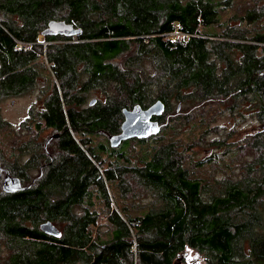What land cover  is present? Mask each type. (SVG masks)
<instances>
[{
    "label": "trees",
    "instance_id": "16d2710c",
    "mask_svg": "<svg viewBox=\"0 0 264 264\" xmlns=\"http://www.w3.org/2000/svg\"><path fill=\"white\" fill-rule=\"evenodd\" d=\"M237 2L246 3L245 11L222 20L221 12ZM263 17L264 0H0V101L26 92L48 71L53 81L43 90L41 111L31 115L60 133L52 155L34 132L35 139L15 146L9 169L24 188L0 195V248L10 250L0 264H174L188 247L206 264H264ZM236 18L261 23L253 35L246 28L237 33L230 26ZM53 19L79 27L78 41L43 36ZM219 22L230 27L224 36L210 32ZM146 60L154 73L144 68ZM93 89L105 98L90 105ZM156 99L166 103L167 115L173 102L194 109L208 104H226L239 113L250 109L259 128L246 138L254 153L243 177L224 181L208 198L209 186L177 162L173 143L156 146L162 158L140 159L143 166L108 152L104 143L93 144L98 135L120 132L124 108L147 107ZM134 140L143 152L150 150L149 140ZM105 154L124 159H110L104 171ZM130 172L159 208L134 217L112 210L116 227L98 240L96 211L79 214L75 207L91 204L95 189L109 207L110 184L117 182L125 192ZM45 221L62 225L61 235L43 232Z\"/></svg>",
    "mask_w": 264,
    "mask_h": 264
},
{
    "label": "rangeland",
    "instance_id": "374dc122",
    "mask_svg": "<svg viewBox=\"0 0 264 264\" xmlns=\"http://www.w3.org/2000/svg\"><path fill=\"white\" fill-rule=\"evenodd\" d=\"M238 3L232 9L221 12L222 20L245 11L246 3L244 5L240 4V6H238ZM261 19H264V17ZM222 23L216 24L215 27L210 29V32H216L224 36L230 27L227 29L225 25H221ZM260 23L249 24L236 18L231 19L230 26L233 28V32L238 33L240 30L246 28L253 35L256 32L255 28H259L258 25ZM256 24L258 25L256 26ZM262 30H264V26ZM203 31L205 33L208 30L204 28ZM174 33L175 35H179V31ZM183 37L186 38L185 35ZM73 41L77 42L78 36L74 37ZM40 42L44 46L48 45V42L43 38L40 39ZM30 45L26 44L27 48H31L32 45ZM43 60L45 61V56ZM143 65L148 73L152 74L155 72L151 60H146ZM48 67H50V64ZM48 70L51 71L50 69ZM45 74H48V76L45 78L39 77L38 83L21 95L1 98L0 116L6 122V125L0 126V195L5 192L2 187L6 173L5 168H10L9 166L16 160V155L18 154V151H15V146L28 140L30 137L35 139L37 134H32V132L40 134L39 140L44 145L48 142L49 136L57 132L52 128L44 127L43 121L30 120L32 116L31 111L32 114H35L39 109L41 100H45L46 95L43 90L51 86V81H53L51 73L46 71ZM155 94L157 95V93ZM93 98L98 99V102L99 100H104L103 91L97 89L90 90L86 103L88 104ZM177 106H179L178 103L173 102L171 104V112L168 115L164 114L162 122L158 119L161 130L159 133L154 134L156 136L154 140L150 139L152 135L145 138L149 140L148 143L151 145L147 148H150L149 151L144 150L143 152L142 145L136 143V140H134L137 138L130 139L125 143L123 142L119 147H112L109 135H98L95 137L93 144L100 145L104 143L108 147V152L114 151L115 155H118V152L123 153L124 155L122 156L130 157L129 164L132 161L136 166H143L144 163L140 159L147 160L150 155L152 157L154 154H156L155 157L162 158L163 153L156 146H162L168 142L173 143L176 147L173 151L177 162L189 172L190 177L198 178L209 186L204 192V195L209 198L211 194L218 191L224 181H237L243 177L244 164L252 159L254 153V151H251L246 146V141L248 140L246 138H249L251 136L250 133L255 132L259 128V121L252 115L250 109L245 110L243 108L241 109L242 113H239L237 110L236 112L227 109L226 104H208L206 107L198 109L191 108V106H180L179 108ZM37 122L43 124L41 130L36 128ZM29 125L32 127L26 133L24 130ZM216 140L222 144L224 143L225 146L215 148L216 145L213 142ZM55 145V141L49 144L46 148L48 153H52ZM129 145L130 147L127 149ZM232 149L233 151H231ZM122 156L118 158V156L113 155L110 157L109 154H105V161L102 166L103 170L105 171L108 168L111 162L110 159L123 161L124 158ZM27 157V155L19 156V160L22 162ZM129 168L131 170L132 166H129ZM11 174L18 176L13 173ZM37 175L38 171L34 170L33 177ZM127 180L129 188L125 192L119 189L117 182L110 184L111 202L109 207L107 200L102 197L101 192L97 189L93 193L91 204L87 202L75 207V212L79 214L83 213L85 209L96 211L98 216L93 230L98 240L109 238L111 231L116 227L110 217V214L113 213L112 210L121 211L124 217H128V215L134 217L144 215L151 206L156 209L159 208V203L153 204L155 198L151 192H147L142 187H139L137 178L131 172ZM56 226L59 229L63 228L62 225ZM9 254L10 250L7 248H0L1 259H7ZM180 256L181 264H206L205 258L196 249L188 247Z\"/></svg>",
    "mask_w": 264,
    "mask_h": 264
},
{
    "label": "water",
    "instance_id": "95a60500",
    "mask_svg": "<svg viewBox=\"0 0 264 264\" xmlns=\"http://www.w3.org/2000/svg\"><path fill=\"white\" fill-rule=\"evenodd\" d=\"M80 33L81 29L73 22L57 19L50 20L47 27L42 31L43 36L63 35L66 37H76ZM96 101L97 99L93 98L89 104L94 105ZM166 107L167 105L162 99H156L147 107H143L141 104L137 103L131 108H124V120L121 124L120 132L109 135V141L112 147H119L123 142L133 138L143 139L159 133L161 125L158 118L164 114ZM179 107L180 105L178 108ZM59 136L60 134H55L50 137L45 144V148H47L48 143L53 137ZM2 187L3 190L8 193H13L24 188L20 178L11 175L9 170H6ZM40 229L49 235H61L60 229L52 221L41 223ZM179 256L176 258L177 261L174 262V264H181L182 255Z\"/></svg>",
    "mask_w": 264,
    "mask_h": 264
},
{
    "label": "flooded vegetation",
    "instance_id": "af4514ba",
    "mask_svg": "<svg viewBox=\"0 0 264 264\" xmlns=\"http://www.w3.org/2000/svg\"><path fill=\"white\" fill-rule=\"evenodd\" d=\"M43 104H44V100H41V102L39 103V109H38V111L40 110L41 111V108H42V106H43ZM37 111V112H38ZM36 112V113H37ZM31 117H33V120H37L39 117H37V115L36 116H31ZM55 134H60V133H58V132H56V133H54V134H52L51 136H49V138L50 137H52L53 135H55ZM109 137V136H108ZM59 137H53L51 140H50V142L48 143V145H47V147L49 146V144H52L53 143V141H55L56 139H58ZM47 140V139H46ZM38 141H40V140H38ZM46 143V142H45ZM44 146V148H45V144L43 145ZM45 150H46V148H45ZM0 163H1V161H0ZM0 167H1V165H0ZM6 170H9V172H10V169H7V168H5V172H6ZM11 174V173H10ZM12 175V174H11ZM14 176V175H13ZM15 177H19V176H15ZM20 178V177H19ZM21 179V178H20Z\"/></svg>",
    "mask_w": 264,
    "mask_h": 264
},
{
    "label": "built area",
    "instance_id": "2783aa9c",
    "mask_svg": "<svg viewBox=\"0 0 264 264\" xmlns=\"http://www.w3.org/2000/svg\"><path fill=\"white\" fill-rule=\"evenodd\" d=\"M31 45H32V44H31ZM31 45H30V46H31Z\"/></svg>",
    "mask_w": 264,
    "mask_h": 264
}]
</instances>
